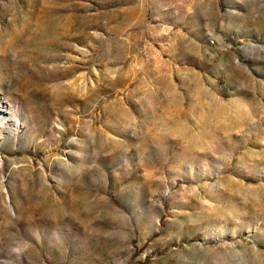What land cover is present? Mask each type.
<instances>
[{"label":"rangeland","instance_id":"rangeland-1","mask_svg":"<svg viewBox=\"0 0 264 264\" xmlns=\"http://www.w3.org/2000/svg\"><path fill=\"white\" fill-rule=\"evenodd\" d=\"M0 264H264V0H0Z\"/></svg>","mask_w":264,"mask_h":264}]
</instances>
